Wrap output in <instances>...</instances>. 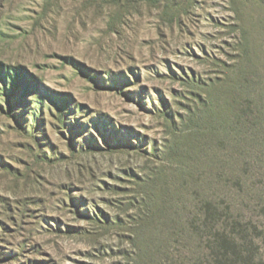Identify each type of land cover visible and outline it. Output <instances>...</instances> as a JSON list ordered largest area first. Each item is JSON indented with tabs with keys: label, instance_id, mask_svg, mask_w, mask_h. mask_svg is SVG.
Returning a JSON list of instances; mask_svg holds the SVG:
<instances>
[{
	"label": "rangeland",
	"instance_id": "rangeland-1",
	"mask_svg": "<svg viewBox=\"0 0 264 264\" xmlns=\"http://www.w3.org/2000/svg\"><path fill=\"white\" fill-rule=\"evenodd\" d=\"M0 264H264V0H0Z\"/></svg>",
	"mask_w": 264,
	"mask_h": 264
},
{
	"label": "trees",
	"instance_id": "trees-1",
	"mask_svg": "<svg viewBox=\"0 0 264 264\" xmlns=\"http://www.w3.org/2000/svg\"><path fill=\"white\" fill-rule=\"evenodd\" d=\"M247 89H249V88H247ZM248 95H250L252 103H254V104L257 103V100L255 99V94L254 93L248 92Z\"/></svg>",
	"mask_w": 264,
	"mask_h": 264
}]
</instances>
